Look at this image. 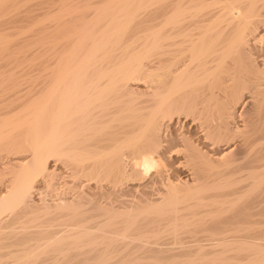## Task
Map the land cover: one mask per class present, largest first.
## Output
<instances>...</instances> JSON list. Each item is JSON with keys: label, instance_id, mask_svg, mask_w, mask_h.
Masks as SVG:
<instances>
[{"label": "bare ground", "instance_id": "1", "mask_svg": "<svg viewBox=\"0 0 264 264\" xmlns=\"http://www.w3.org/2000/svg\"><path fill=\"white\" fill-rule=\"evenodd\" d=\"M67 1L0 72V264H264V0Z\"/></svg>", "mask_w": 264, "mask_h": 264}, {"label": "rangeland", "instance_id": "2", "mask_svg": "<svg viewBox=\"0 0 264 264\" xmlns=\"http://www.w3.org/2000/svg\"><path fill=\"white\" fill-rule=\"evenodd\" d=\"M32 1V0H31ZM30 0H18L16 3H17V5L15 4V7H17V6H20V7H17V8H19V9H21V12H20V14L19 15H16V10H18V12L17 13H19V9H17V8H15L13 5L14 4H8V5H6V6H3L1 9H0V20L1 21H3V23L2 24H4V25H1L0 24V26L3 28H0V35H4V36H2V38L4 39H2L1 37V41H0V43L2 44V45H4V47H5V45L7 46V47H11L10 49L9 48H7L6 47V49H4V47L2 46V48L4 49H2L1 47H0V50H2V51H0V72L1 73H12L11 71H13L14 69H15V71L18 73V74H21V73H29V74H33L32 72H36V70H35V66H36V63H37V47H36V42H45V41H39L38 39H35V37H40V33H38V30H35L34 32L32 31L33 30V27H32V29L30 30H28V26H30L31 24H33V20H34V18H38L39 17V15H41L42 16V14L43 13H45V12H47V13H50V11H52V12H56V11H58L59 9H60V5L62 4L61 2H62V0H34V1H32L31 2ZM37 1V2H36ZM46 1V2H45ZM47 1H48V3H47ZM73 1V2H72ZM85 1L86 0H68L67 1V3H68V6H69V4L71 5V6H81L83 3H85ZM90 1H92V2H94L93 0H90ZM97 1H99V0H97ZM96 0H95V5H96V2H97ZM76 2V3H75ZM19 3V4H18ZM24 3H27V4H24ZM37 3V4H36ZM39 3V4H38ZM71 3H73V4H71ZM98 3V2H97ZM94 4V3H93ZM11 6V7H10ZM12 6H13V8H12ZM62 6V5H61ZM23 7V8H22ZM34 7H36V8H34ZM55 7V8H54ZM4 8V9H3ZM5 8H7V9H5ZM10 8H12V10L10 9ZM53 8V9H52ZM10 9V10H9ZM35 9V10H34ZM7 10H9V12L7 11ZM3 11V12H2ZM23 12V13H22ZM26 12V13H25ZM51 12V13H52ZM3 13V14H2ZM12 13V14H11ZM29 13V14H28ZM32 13V14H31ZM42 13V14H41ZM4 14H6V15H9V16H6V15H4ZM22 14V15H21ZM30 14H31V16L33 15H35V14H37V15H35V17H33L32 16V18H31V16H30ZM25 15H27L26 16V18H25ZM6 16V17H5ZM17 16V17H16ZM20 16H23V17H20ZM27 17H28V19H27ZM10 18V22L11 23H9V19ZM20 18V19H19ZM5 19L8 21H6V23H5ZM12 19H14V20H12ZM33 21H31V20ZM28 20H30V21H28ZM36 20V19H35ZM0 21V22H1ZM14 22V23H13ZM31 23V24H30ZM6 24V25H5ZM29 24V25H28ZM76 23L75 22H73V24H71L70 25V27L71 28H73V29H76V27H74V26H76L75 25ZM7 25H9L10 27H7ZM12 25V26H11ZM24 25H26V27L24 26ZM5 26H6V28H5ZM21 27H24V29H26V30H23V28L21 29ZM20 30H19V29ZM9 31H8V30ZM16 29V30H15ZM18 29V30H17ZM50 29V28H49ZM49 29H48V31H49ZM1 30H2V32H1ZM5 30H6V32H5ZM14 33H13V32ZM20 31V32H19ZM32 33H31V32ZM37 31V32H36ZM4 32H5V34H4ZM9 32H12L11 34L9 33ZM15 32H16V34H15ZM27 32L28 34H26V35H28V36H26L25 35V33ZM7 33V34H6ZM20 33V34H19ZM77 34H78V31L76 32ZM76 33H74V34H76ZM37 34H39V35H37ZM77 34H76V36H77ZM8 35H10V36H7ZM11 35H13L12 37H11ZM32 35H34V36H32ZM18 36V37H17ZM76 36H74V37H76ZM11 37V38H10ZM15 37H16V39L18 40V42H16L17 40L15 39ZM22 37H24V38H22ZM72 38H74L73 36H71ZM5 38H8V39H6V40H8L9 41V39H12V40H10L9 42L7 41H5ZM14 39V40H13ZM19 39H21L22 40V42L23 43H21V40H19ZM59 39V38H58ZM2 40L6 43H4V42H2ZM11 41H12V43H11ZM20 41V42H19ZM58 42H62L63 40H62V38L60 39V41L59 40H57ZM16 42V43H15ZM54 42H56V41H54ZM17 43H21L20 45L18 44L17 45ZM9 44V45H8ZM23 44V45H22ZM22 46V47H21ZM28 49V50H27ZM11 50V51H10ZM33 50V51H32ZM4 51V52H3ZM22 53H21V52ZM14 53V54H13ZM16 54V55H15ZM27 55V56H26ZM20 56V57H19ZM26 56V57H25ZM35 56V57H34ZM19 57V58H18ZM23 57V58H22ZM25 57V58H24ZM9 58V59H8ZM16 58H18V59H16ZM7 59V60H6ZM21 59H23V60H21ZM24 59H25V61H24ZM5 60V61H4ZM28 60H29V62H28ZM21 61H22V63H21ZM24 61V62H23ZM4 62H6V63H4ZM27 62V63H26ZM11 63V64H10ZM26 63V64H25ZM35 63V64H34ZM2 64V65H1ZM12 65V66H11ZM20 65V66H19ZM22 65V66H21ZM7 66V67H6ZM5 68V70H4V68ZM19 67L21 68V69H19ZM14 68V69H13ZM12 69V70H11ZM22 70V71H21ZM25 71V72H24ZM262 240H264V236L262 237ZM261 240V241H262ZM222 262V261H221ZM220 262V263H221ZM219 263V262H218ZM217 263V264H218ZM221 264H223V263H221ZM224 264H227V263H224ZM228 264H231V263H228Z\"/></svg>", "mask_w": 264, "mask_h": 264}]
</instances>
